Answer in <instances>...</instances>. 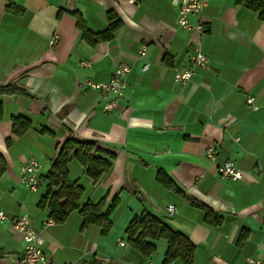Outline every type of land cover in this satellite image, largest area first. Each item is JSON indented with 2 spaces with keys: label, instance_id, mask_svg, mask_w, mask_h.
I'll list each match as a JSON object with an SVG mask.
<instances>
[{
  "label": "crops",
  "instance_id": "1",
  "mask_svg": "<svg viewBox=\"0 0 264 264\" xmlns=\"http://www.w3.org/2000/svg\"><path fill=\"white\" fill-rule=\"evenodd\" d=\"M137 1L0 0V85L28 93L0 96V264H13L23 249L12 225L21 215L29 217L56 264H163L164 240L154 243L148 257L127 242L128 224L143 212L189 240L192 264H264V20L246 0H207L200 18L188 19L192 26L202 24L200 34L179 26L176 0ZM109 12L122 25L111 41L88 45L75 15L101 33ZM197 51L206 66H195L188 81H178L175 74L187 71ZM144 63L149 68L142 72ZM120 64L130 68L126 89L114 111L103 113L110 96L81 83L108 82ZM18 117L30 122L21 136L12 133ZM70 138L115 155L97 183L75 160L68 164L67 181L83 190L80 206L117 198L106 235L96 226L82 230L78 211L62 224L45 226L49 209L39 207L47 193L45 176ZM209 148L216 150L214 160L206 156ZM29 159L41 164L36 192L18 183ZM227 161L242 180L218 176ZM159 171L183 195L164 188ZM193 202L220 223H206L205 209ZM169 206L172 216L166 214Z\"/></svg>",
  "mask_w": 264,
  "mask_h": 264
},
{
  "label": "trees",
  "instance_id": "2",
  "mask_svg": "<svg viewBox=\"0 0 264 264\" xmlns=\"http://www.w3.org/2000/svg\"><path fill=\"white\" fill-rule=\"evenodd\" d=\"M246 7L256 13L261 20H264V0H246ZM6 9L11 10V6ZM15 9V8H14ZM17 13L21 10L15 9ZM76 25L82 39L90 46L99 42H108L113 34L120 28L121 21L118 17L109 12L106 15L107 29L101 33L92 32L78 14ZM25 88L15 85H0V96L27 95ZM2 110L0 105V118ZM30 129V122L18 117L12 120V133L16 136L25 134ZM115 155L97 148L93 142H80L74 139L66 140L61 146L59 153L53 162L50 170L45 176L47 182V193L39 203L40 208H48L50 219L54 224L64 223L68 216L78 211L82 218V230L89 226H96L102 235H106L110 228V217L117 206V198L106 204L105 197L97 203L87 202L80 206L79 202L83 197V190L77 182H68V164L75 160L84 169V173L93 180L99 182L111 169ZM2 171V170H1ZM0 171V172H1ZM157 181L166 189L178 195H183L180 189L162 171L157 173ZM193 204H197L193 202ZM203 207L202 205L197 204ZM205 209V221L208 224L218 225L220 219H212V212ZM127 242L130 247L137 250L143 256H151L155 253V242L164 240L167 248L164 254L163 264L178 259L183 264H192L194 259V247L189 240L178 232L171 230L162 220L149 212H143L130 221L126 230Z\"/></svg>",
  "mask_w": 264,
  "mask_h": 264
},
{
  "label": "built area",
  "instance_id": "3",
  "mask_svg": "<svg viewBox=\"0 0 264 264\" xmlns=\"http://www.w3.org/2000/svg\"><path fill=\"white\" fill-rule=\"evenodd\" d=\"M131 3L137 4V0H130ZM207 0H176V7L178 9V22L179 26L183 29L194 30L197 33H203L204 29L200 22L192 26L189 23V18H200L201 13L206 6ZM56 37H53L49 44L54 46L56 43ZM146 56V47L142 45L139 50V58L144 59ZM207 58L197 51L195 56L190 57V67L184 73H176L175 78L178 81H188L192 76V70L195 66L205 67L207 64ZM81 66H88V63H81ZM149 68L148 63H144L141 67V71L145 72ZM130 68L127 65L120 64L112 73L111 79L104 83H93L91 81H83L81 86L96 89L103 94L109 95V100L102 106L103 113H110L114 111L119 100L121 99L125 89L126 82L125 77L129 73ZM246 104L251 106L253 110H257L255 105V99L252 97L246 98ZM238 141V139H236ZM216 150L209 148L206 150V156L210 160H214ZM41 164L35 159H29L25 164L20 167L18 183L25 187L30 192H36L41 187L43 179L40 175ZM218 176L221 179H227L231 181L242 180L243 175L241 171L231 162L227 161L218 166ZM175 213L173 206H169L166 209L167 216H172ZM5 220L3 211H0V223ZM54 224L52 219H49L45 226ZM13 228L18 231L23 237V249L19 255L15 256L13 264H56L55 261L49 257L43 250V241L41 237L36 234L30 225V220L27 215H21L13 221ZM151 264V263H147ZM248 264H260L257 260H249Z\"/></svg>",
  "mask_w": 264,
  "mask_h": 264
}]
</instances>
